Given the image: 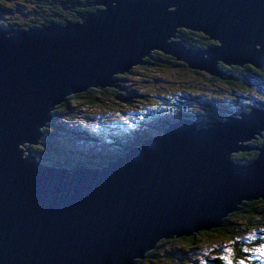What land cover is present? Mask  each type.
Returning a JSON list of instances; mask_svg holds the SVG:
<instances>
[{"label": "water", "instance_id": "water-1", "mask_svg": "<svg viewBox=\"0 0 264 264\" xmlns=\"http://www.w3.org/2000/svg\"><path fill=\"white\" fill-rule=\"evenodd\" d=\"M99 2L77 21L0 28V264H135L264 199V146L243 142L262 136L264 107L209 127L180 119L101 167L61 169L21 148L41 143L69 95L113 86L154 50L219 76V63L264 65V0ZM180 28L218 43L188 47L172 40ZM251 149L249 163L231 158Z\"/></svg>", "mask_w": 264, "mask_h": 264}, {"label": "trees", "instance_id": "trees-1", "mask_svg": "<svg viewBox=\"0 0 264 264\" xmlns=\"http://www.w3.org/2000/svg\"><path fill=\"white\" fill-rule=\"evenodd\" d=\"M47 1L49 4L46 9L47 12L43 11L42 14L37 13L31 16L30 21H35L38 17L44 21L39 25L77 21L84 12L96 10L99 7L97 2L100 0H90L91 6L81 8L78 10L79 12H74L75 14L70 13L67 8L75 0ZM8 23L6 21L3 24L8 29L9 27L16 28V25ZM39 25L26 21L17 23L19 28ZM176 39L181 40L188 47L199 49H206L218 43L205 33L187 28H180ZM143 60L144 62L138 65L139 67L143 65L151 67L157 65V62H164L166 65L179 66L189 70L205 80H188L177 90L171 89L168 93L156 92L155 97L159 99L154 98L147 91H137L136 89L130 91L126 87L127 93L119 90L120 96L117 95V100L112 102L107 100L104 94L121 88L119 80H123L121 77L133 75L132 68L129 72L116 77L118 86L115 85V89L91 87L86 91L69 95L56 107L49 127L46 126L43 129L42 144L31 147L36 158L42 164L52 166L61 164L67 166L103 165L120 156L129 148L142 143L151 134L148 130L153 127L156 133H161L172 121L180 119H189L202 126H209L215 121L225 120L224 118L231 113L239 114L240 111H250L252 106L245 104L242 97L254 98V93L250 92L253 89H263L258 87L256 82L264 86V65L259 68L251 64L229 65L219 63V68L223 74V76H219L208 75L205 71L191 68L186 62L177 60L176 57L158 50L152 51ZM218 83L225 84L226 88L212 87ZM245 91L248 95L243 93ZM191 99L198 101L205 99L209 115H197L188 111L187 109L192 103ZM238 99L241 101L239 105L237 107L231 106V102ZM75 102H78L80 112L76 113L73 110L71 104ZM261 103L262 105L258 107H264V100H261ZM63 117L70 118L77 123V131L70 138L65 136L67 124L62 120ZM90 118H93V121ZM89 121L91 123H87ZM107 135L111 140L106 143ZM257 137L259 142L256 141L251 145L264 146V136L260 137L258 134ZM111 143L114 146H110ZM257 154V150H250L234 153L231 158L239 163H249L254 160ZM262 202H264L262 198L242 200L238 209L224 217L223 223L219 227L201 230L191 236L162 239L157 246L147 251L143 258L135 260V264L159 263L162 259V250L166 258L164 262L159 264H201V261H205L206 264H227L225 260L219 259L225 255L229 256L233 264H240L241 261L243 264H258L259 260L254 258L252 249L256 246H264V203ZM212 237H219L220 239L214 241L213 247L205 253L204 258H201V255L194 257L191 252H188V250L197 252L196 248L199 241L202 238ZM220 242L226 243V245L222 246ZM224 249L231 251L225 252Z\"/></svg>", "mask_w": 264, "mask_h": 264}, {"label": "rangeland", "instance_id": "rangeland-1", "mask_svg": "<svg viewBox=\"0 0 264 264\" xmlns=\"http://www.w3.org/2000/svg\"><path fill=\"white\" fill-rule=\"evenodd\" d=\"M75 1L77 2L79 0H75ZM80 1L86 2V4H87L86 0H80ZM48 5L49 4H48L47 0H0V27L8 29L7 26L5 24H3L6 21L9 22L8 24H12L14 26L16 25V28H19L17 26V23L22 22V21L32 22V24L39 25V23L44 22L42 20V18L38 17L37 20L30 21V19L32 18L31 16H33L37 13L42 14L43 11H46ZM86 6H82V7L77 6L74 10H70V9H68V10L70 13H74L75 11L81 10V8H84ZM74 14H73V19L75 18ZM8 30H12V28L9 27ZM132 68H133L134 74L131 76L125 77V78L121 77V79H123V80H119V83L121 84V88H119L118 90L115 89L116 88L115 85L118 86L116 80H115V83L113 86L103 87L105 89H107V88L115 89V90L109 91V92L104 94V97L107 100H109L111 102L113 100H117V97L120 96L119 90L124 92V93H127V91L125 90L126 87L129 88L130 91L135 90V89L137 91H147L154 98L159 99L158 97H155L157 95V94H155L156 92L168 93V91H170L171 89L177 90V88H180L179 86H182V84L188 80H195V81L196 80H198V81L205 80L202 77L198 76L197 74H195L189 70H185L179 66L176 67V66L166 65L164 62H160V63L157 62V65L151 66V67L146 66V65H143L141 67H139L138 65H134ZM196 70H198V69H196ZM201 71H203V70H201ZM205 72H206V74L211 75L208 71H205ZM123 74L124 73H117L114 75V78L117 79L116 77L118 75H123ZM256 83H257L256 85L258 87L263 88V89H258V90L253 89V91H251V92L249 91L250 93H254V98L253 97H251V98L242 97L243 102H245V104L251 105L252 107H258V106L262 105L261 100H264V86H262L259 82H256ZM220 86L226 88V85L221 84V83L215 84L212 87H220ZM243 93L248 95V93L246 91ZM230 100H232V99L230 98ZM191 101H192V103L188 107V109H187L188 111H192L197 115L198 114L209 115V110L206 109V108H208L207 107L208 105H206L207 101L205 99H203L201 101H198L197 99H191ZM239 102H241L240 99L234 100L231 102V106L237 107L239 105ZM71 105H73L72 108H73V110L76 111V113L80 112V110H78L79 109L78 108V102H75ZM80 109L83 110L84 108H80ZM55 110H56V108L53 110V112ZM240 112H242V111H240ZM80 116H82V114H80ZM93 118H90V119H92V121H93ZM62 120L65 122L67 119H66V117H63ZM87 123H91V121H89ZM153 128L149 129L148 131L151 134H158L153 130ZM43 129L44 128L41 127L42 131H43ZM263 132L264 131L261 132L262 136H264ZM259 136L262 137L261 135H259ZM107 137L108 138L105 139L106 143L111 140L108 135H107ZM255 137L256 138H252L250 140L243 141L244 144L245 145H251V144L255 143L256 141L259 142L258 137L257 136H255ZM243 142H242V144H243ZM35 145L38 146L39 144L38 143L33 144V143L26 142V143H24V145H21V148L23 150H25V147L29 148V147H32ZM110 146H114V145L111 143ZM254 147H259V146L254 145ZM251 150H257V149H251ZM245 151H250V150H245ZM245 151H240V152H245ZM23 153L25 154V153H27V151H23ZM236 153H239V152H236ZM235 218H244V217H235ZM219 239H220L219 237L202 238L199 241L198 247L196 248L197 252H193L190 250H188V252H191V255H193L194 257L201 255L202 256L201 258H204L205 253L208 252V250H210L213 247V245L215 243L214 241H219ZM171 244L173 245V243H171ZM220 244H222V246L226 245V243H223V242H220ZM201 252H202V254H201ZM252 252L254 254V258L259 260L258 264H264V246H256L252 249ZM161 258L162 259H160L159 263L164 262L165 258H166V257H164L163 250H162V257ZM159 263H157V264H159Z\"/></svg>", "mask_w": 264, "mask_h": 264}, {"label": "bare ground", "instance_id": "bare-ground-1", "mask_svg": "<svg viewBox=\"0 0 264 264\" xmlns=\"http://www.w3.org/2000/svg\"><path fill=\"white\" fill-rule=\"evenodd\" d=\"M80 3H81V7L82 6H86V5H88V4H86V2H81L80 1ZM97 4L99 5V7H101V2H97ZM81 15V14H80ZM80 15H79V17H80ZM83 17V16H82ZM82 17H80V18H78L77 20H80ZM172 40H177L176 38H172ZM228 113H230V112H228ZM237 113V112H236ZM230 115V114H229ZM180 119V118H179ZM202 122V121H201ZM49 121L48 122H45L44 123V126H43V128H45L46 126H47V128L49 127ZM140 144V143H139ZM28 146V145H27ZM250 146V145H249ZM251 147H254V146H251ZM240 151H245V150H240ZM240 151H238V152H240ZM26 154V153H25ZM39 160V159H38ZM59 166V165H58ZM157 246V245H156ZM152 250V249H151Z\"/></svg>", "mask_w": 264, "mask_h": 264}, {"label": "snow or ice", "instance_id": "snow-or-ice-1", "mask_svg": "<svg viewBox=\"0 0 264 264\" xmlns=\"http://www.w3.org/2000/svg\"><path fill=\"white\" fill-rule=\"evenodd\" d=\"M264 203V202H262ZM225 252H230V249H224ZM219 259H223L227 262V264H233L232 260L229 258V256L225 255V256H221L219 257ZM201 264H206L205 261H201ZM240 264H243V261L240 262Z\"/></svg>", "mask_w": 264, "mask_h": 264}, {"label": "clouds", "instance_id": "clouds-1", "mask_svg": "<svg viewBox=\"0 0 264 264\" xmlns=\"http://www.w3.org/2000/svg\"><path fill=\"white\" fill-rule=\"evenodd\" d=\"M76 12V11H75ZM52 114H53V112H52ZM54 116V115H53ZM43 134V133H42ZM40 141H41V139H40ZM40 144H42V143H40ZM30 149H31V147H30ZM32 151V150H31ZM33 153V152H32ZM34 154V153H33ZM34 156H35V154H34ZM36 157V156H35ZM46 165H48V164H46ZM49 166H52V165H49ZM55 167H59L60 168V166H55Z\"/></svg>", "mask_w": 264, "mask_h": 264}, {"label": "flooded vegetation", "instance_id": "flooded-vegetation-1", "mask_svg": "<svg viewBox=\"0 0 264 264\" xmlns=\"http://www.w3.org/2000/svg\"><path fill=\"white\" fill-rule=\"evenodd\" d=\"M86 1H87V4H88V5H90V6L92 5V4L90 3V2H91L90 0H86ZM88 5H87V6H88ZM87 6H86V7H87ZM77 11H78V10H77ZM78 12H79V11H78ZM75 13H76V12H75Z\"/></svg>", "mask_w": 264, "mask_h": 264}]
</instances>
